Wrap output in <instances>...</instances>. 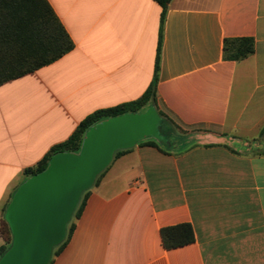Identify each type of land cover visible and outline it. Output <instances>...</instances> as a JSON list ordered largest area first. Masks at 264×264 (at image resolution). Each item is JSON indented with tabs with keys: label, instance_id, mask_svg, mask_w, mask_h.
<instances>
[{
	"label": "crops",
	"instance_id": "1",
	"mask_svg": "<svg viewBox=\"0 0 264 264\" xmlns=\"http://www.w3.org/2000/svg\"><path fill=\"white\" fill-rule=\"evenodd\" d=\"M47 1L74 48L0 85V225L25 169L156 78L169 146L113 159L50 264H264V0H171L157 72L156 1ZM237 38L255 53L224 59ZM183 223L195 242L167 249L161 230Z\"/></svg>",
	"mask_w": 264,
	"mask_h": 264
},
{
	"label": "water",
	"instance_id": "2",
	"mask_svg": "<svg viewBox=\"0 0 264 264\" xmlns=\"http://www.w3.org/2000/svg\"><path fill=\"white\" fill-rule=\"evenodd\" d=\"M160 120L151 106L139 114L103 121L85 134L78 154L55 155L45 171L21 184L5 211L12 243L0 264H49L82 193L112 163L116 151L146 138L170 144L159 134Z\"/></svg>",
	"mask_w": 264,
	"mask_h": 264
},
{
	"label": "trees",
	"instance_id": "3",
	"mask_svg": "<svg viewBox=\"0 0 264 264\" xmlns=\"http://www.w3.org/2000/svg\"><path fill=\"white\" fill-rule=\"evenodd\" d=\"M154 1L162 8L158 53L155 65V71L157 72L159 69L163 24L168 4L171 0ZM73 48V41L47 0H0V85L57 61L72 51ZM254 53L255 43L252 38L226 39L224 41V59L226 60L242 61ZM155 87L156 78H154L151 86L141 98L114 107L101 109L88 115L80 122L74 133L65 142L52 147L37 165L24 170L27 180L45 171L50 160L55 155L60 153L78 154L85 134L90 128L111 118L126 114L142 113L147 110L148 106H154L156 97ZM159 114L161 117L158 125L159 134L163 139L170 142L173 134L171 125L161 113ZM262 132H264V128ZM150 139L152 141L148 142V145L158 146L156 139ZM125 151H116L114 159ZM104 172L105 170L96 178L94 184L98 183ZM88 191L82 193L80 201L67 225L66 236L54 248L52 257L58 254L59 250L67 243L73 231V220L81 212ZM7 206L8 204L6 205L5 211ZM0 232L5 240V244L0 247L1 259L9 250L12 243V234L5 219L1 221ZM161 234L167 249H173L195 242L194 230L189 223L163 228Z\"/></svg>",
	"mask_w": 264,
	"mask_h": 264
},
{
	"label": "rangeland",
	"instance_id": "4",
	"mask_svg": "<svg viewBox=\"0 0 264 264\" xmlns=\"http://www.w3.org/2000/svg\"><path fill=\"white\" fill-rule=\"evenodd\" d=\"M146 139H149V138H146Z\"/></svg>",
	"mask_w": 264,
	"mask_h": 264
}]
</instances>
